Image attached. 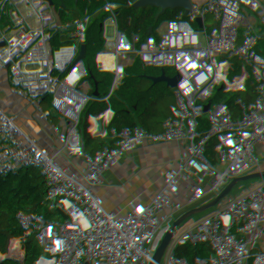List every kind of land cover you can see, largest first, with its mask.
Returning <instances> with one entry per match:
<instances>
[{
    "label": "built area",
    "instance_id": "2783aa9c",
    "mask_svg": "<svg viewBox=\"0 0 264 264\" xmlns=\"http://www.w3.org/2000/svg\"><path fill=\"white\" fill-rule=\"evenodd\" d=\"M141 2L142 6H130L125 0H104L88 6L90 29L77 27L70 40L54 47L58 56L51 60L54 74L49 85L62 71L68 72V80L76 78L71 70L87 55L117 48L126 57V78L146 90L147 39L154 40L157 60L162 63L185 67L191 53L200 58L215 52L218 55L201 71L185 69L184 83L191 100L187 115L166 117L149 107L144 113L125 111L115 121L127 125L144 119L151 129L148 142L139 139L118 167L110 164L102 170L99 164L87 166L77 157L78 135H64L76 161L73 168L64 166V182L72 194L57 193L61 200L74 203V216L83 210L85 190L90 191L92 185L99 186L106 196L132 197L139 204L131 245L121 261L109 262L94 255L73 259L71 264H160L164 244L170 253L167 264H235L241 258L261 259L264 210L246 215L245 185L238 182L225 187L217 176L223 164L248 155L264 158V51L256 55L253 45L255 33L259 40L264 39V0H185L177 11L171 6L163 8L161 0ZM236 2L242 3L236 15L223 13ZM76 11L75 0H61L52 8L51 20L60 23ZM33 28L45 41L52 33L49 26L39 22ZM2 100L6 112L21 117L28 128L35 116L33 103H17L13 87L0 81ZM205 110L216 114L213 122L202 118ZM155 124L164 129L153 130ZM159 147L160 156L156 151ZM49 153V145L19 152L13 138L0 126V234L9 226L11 241L2 240L0 235V249L9 255L10 245L15 244L27 252L24 258L10 255L13 264H39L40 243L51 228L39 219L48 200L44 188L37 189L41 174L46 173ZM14 166L29 173L14 178ZM193 190L201 192V202L191 206ZM210 207L216 214V226L212 231L197 229L200 249H194L184 232H171L164 242L177 216L185 222L203 223ZM69 245L64 246L65 251Z\"/></svg>",
    "mask_w": 264,
    "mask_h": 264
},
{
    "label": "trees",
    "instance_id": "16d2710c",
    "mask_svg": "<svg viewBox=\"0 0 264 264\" xmlns=\"http://www.w3.org/2000/svg\"><path fill=\"white\" fill-rule=\"evenodd\" d=\"M77 11L71 17L53 23L50 12L59 5L61 0H43L36 15L31 13H11L15 8L24 7L28 0H0V81L10 84L14 90L17 103L31 101L35 116L25 128L23 119L14 118L5 110V100L0 101V126L10 129L13 141L19 152H28L50 146L47 161L46 182L44 192L48 205L43 209L49 213L45 221L51 228L47 231L39 247L37 260L39 264H51L50 247L60 246L68 239L73 245L67 254V264L73 259L80 260L85 256L101 255L109 262L121 261V255L131 245V235L134 233V220L124 213H112L107 205L117 206L120 197L106 196L99 186H93V192L85 197L83 210L74 218V203L61 200L56 191L57 185L65 179L64 152L70 143L63 139L66 133H75L77 157L91 167L99 164L105 169L112 165L119 166L120 156L138 144L139 139L128 140L116 148L119 138L107 136L97 138L94 133L100 127L120 120L125 111L144 113L149 107L157 108L164 116L183 117L189 113L191 100L184 83L185 69L188 72H198L204 69L211 58L218 53H210L199 57L191 53L186 66L174 63H162L157 60L156 44L153 39L145 42L148 69V89L141 90L125 76L126 57L120 49L113 48L110 53L87 55L84 60L77 61L72 72L80 79L103 78L110 79L109 90L100 98L98 106L85 112H68L64 101L70 91L68 72L62 71L59 79L50 86L54 74L51 60L58 56L55 49L45 50V40L38 31L21 30L22 27H33L37 22L49 26L68 36L77 27L90 29L86 9L87 0H75ZM130 6H142L141 0H125ZM162 7H170L169 0H161ZM185 4V0L172 6L177 11ZM254 51L259 55L264 51V39L259 40L255 33ZM62 56L66 52L61 53ZM25 66L20 72L19 68ZM43 82V83H42ZM202 118L213 122L214 112L205 110ZM219 157V155H218ZM219 159V158H218ZM223 159V157H221ZM29 172L23 167L14 166L12 176L17 178ZM217 181L225 187L242 182L246 187L243 195L250 199L251 207L245 210L253 215L264 210V158H254L251 155L237 159L229 164H223ZM195 199L191 206L201 202V192L193 190ZM127 205L132 206L135 200L124 198ZM39 216L41 221L42 217ZM216 214L212 207L207 211L206 221L185 222L177 216L172 233L184 232L188 235L195 250L202 247L199 227L212 231L216 226ZM57 219V226L53 225ZM2 240L10 241L9 226L1 230ZM12 249V245H10ZM170 258L168 245L160 249L159 262L167 264Z\"/></svg>",
    "mask_w": 264,
    "mask_h": 264
},
{
    "label": "water",
    "instance_id": "95a60500",
    "mask_svg": "<svg viewBox=\"0 0 264 264\" xmlns=\"http://www.w3.org/2000/svg\"><path fill=\"white\" fill-rule=\"evenodd\" d=\"M43 0H28L27 4L24 7L21 8H15L11 13L16 14V13H31L32 15H36L39 11V7L43 5ZM25 69V66H21L19 68V71L22 72ZM7 132L10 137H12V133L10 129H7ZM94 136L97 138H104L107 136L111 137H117L119 138V142L116 145V148H119L121 145L125 144L128 140H135V139H143L144 143L146 144L148 140L151 137V129L148 125V123L144 119H140L132 124H127V125H118L115 122H112L109 125L100 127L97 129L94 133ZM157 153L159 156L162 153L161 148H157ZM113 163V158L110 157L109 159V164ZM45 182H46V173H42L40 176L39 183L37 185V189H43L45 187ZM113 213L116 212H125L127 217L134 218L136 216V213L139 208V204L135 203L132 206L126 205L124 198H121V202L117 206H108ZM57 219L54 220L53 225L57 226ZM171 231L169 230L165 236H164V242H168L169 237H170ZM71 245L66 249L67 253L70 251ZM63 251L64 247L59 246L56 248L55 252L57 255V262H61L62 257H63ZM261 264H264V249L262 253V258H261Z\"/></svg>",
    "mask_w": 264,
    "mask_h": 264
},
{
    "label": "crops",
    "instance_id": "0c3cea01",
    "mask_svg": "<svg viewBox=\"0 0 264 264\" xmlns=\"http://www.w3.org/2000/svg\"><path fill=\"white\" fill-rule=\"evenodd\" d=\"M179 2V0H174L173 2H171L169 0V3H170V6H175L177 3ZM240 2H236L235 4H232V5H235V8L237 7V4H239ZM231 5V6H232ZM90 6V5H89ZM235 9L234 7H229V8H225L227 9L225 14L228 16V15H231L230 13H232V10L230 9ZM204 20H206L207 18H203ZM21 30H23L24 32L26 31H36L33 27H22ZM71 37L70 36H67V35H64L62 33H59V32H56V31H52L51 35H49L47 38H46V41H45V50H49V49H52L54 48L55 46H57L59 43L61 42H64V41H67V40H70ZM91 79V78H89ZM89 79H86V80H89ZM109 81L108 83V86L106 88V91L109 90L110 88V84H111V80L110 79H106ZM84 81V82H83ZM79 85L77 88L80 89L81 86H87V85H90L91 82L90 81H85L84 79H80V78H76V80L74 82H72V84H76ZM78 83H81V84H78ZM70 86V90L72 88V86ZM97 96V95H96ZM104 96V95H103ZM99 100V99H98ZM98 103H96L94 105V108L97 106ZM91 105V99H89V101L87 102V104H84V105H81L80 108H82V110H79L78 112L79 113H82V112H85L86 110L90 109ZM65 106V105H64ZM93 107V106H92ZM66 108V106H65ZM79 108V109H80ZM66 110L68 112H72L71 110H68L66 108ZM165 126H168V125H165ZM164 129V126H161L160 129H158L159 131ZM70 149V147H69ZM124 160L126 159V156H127V151L124 152ZM121 157V156H120ZM123 159V158H122ZM122 159H119V164L122 163L124 160ZM65 166V165H64ZM56 191L58 193L60 192H63L66 196H70L72 194V190L71 188L69 187V185H67L64 180L62 182H60L57 187H56ZM91 193H89L88 195H90ZM87 196V195H86ZM114 197V196H113ZM125 198V197H124ZM120 202H121V199H120ZM127 205V204H126ZM108 206H111V205H107V210L109 209L110 211H112ZM243 206H244V211L249 209L251 207V202H250V199L247 198V197H244L243 198ZM113 213V212H112ZM116 213H119V212H116ZM120 213H124L125 212H120ZM114 214V213H113ZM126 215V214H125ZM77 215L74 216V210H73V216L72 218L76 217ZM42 220L43 222L45 223V221H47L49 219V213L48 212H44L42 215ZM130 218V217H129ZM134 234V233H133ZM132 234V235H133ZM131 235V236H132ZM69 244H73V241L71 239H68L65 243L61 244L60 246H66V245H69ZM59 247V246H51L50 247V253H51V257H50V262L51 264H67V251H63V257H62V260L61 262H57V255H56V248ZM10 255H17L21 258H24L26 255H27V252L24 248L22 247H19L15 244H12V249H10V253L9 255H7L4 251H2L0 249V264H13L12 261L10 260ZM123 258V255H121V259ZM258 260L260 259H253V258H250V259H247V258H241L239 259L235 264H257Z\"/></svg>",
    "mask_w": 264,
    "mask_h": 264
},
{
    "label": "rangeland",
    "instance_id": "374dc122",
    "mask_svg": "<svg viewBox=\"0 0 264 264\" xmlns=\"http://www.w3.org/2000/svg\"><path fill=\"white\" fill-rule=\"evenodd\" d=\"M104 0H87V5L89 6H95L101 2H103ZM171 2H173L174 0H170ZM242 3L237 4V7L235 8V5H232L230 7H234L235 9H230L232 10V14L231 16H234L238 13L239 9L241 8ZM227 9H224L223 13L225 14ZM76 80V78H73L71 80H68L69 85H73L72 82H74ZM85 81H90L91 84L87 85V86H81L80 89L77 88L79 85L74 84L71 88V90L68 92L67 97L64 101V105L66 106V108L68 110L73 111H79L82 110V108H80L81 105L87 104V102L89 101V99H91V105L90 107H94V105L100 101V98L106 94V88L108 86L109 81L103 78H91L89 80H85ZM84 82V81H83ZM43 83V82H42ZM81 84V83H78ZM97 95V96H96ZM99 99V100H98ZM80 108V109H79ZM190 110H191V106H190ZM189 110V112H190ZM161 126L160 125H152V129L153 130H158L160 129ZM168 151H171V149L169 148ZM124 153L121 155V157L119 159L124 160ZM75 161H76V156L73 154L72 150L67 148L64 152V165L65 167L68 168H73L75 166ZM93 186H91V190H85V194L88 195L89 193L93 192ZM127 198H132V197H127ZM134 199V198H132ZM246 214V213H245ZM248 215V214H246ZM257 264H261V259L258 260Z\"/></svg>",
    "mask_w": 264,
    "mask_h": 264
}]
</instances>
